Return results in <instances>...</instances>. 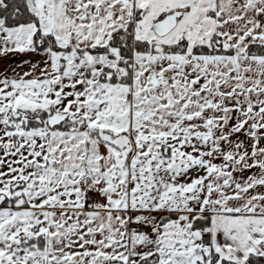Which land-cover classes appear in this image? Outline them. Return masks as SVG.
I'll list each match as a JSON object with an SVG mask.
<instances>
[{"label": "snow or ice", "instance_id": "6c2138e0", "mask_svg": "<svg viewBox=\"0 0 264 264\" xmlns=\"http://www.w3.org/2000/svg\"><path fill=\"white\" fill-rule=\"evenodd\" d=\"M0 264H264V0H0Z\"/></svg>", "mask_w": 264, "mask_h": 264}]
</instances>
